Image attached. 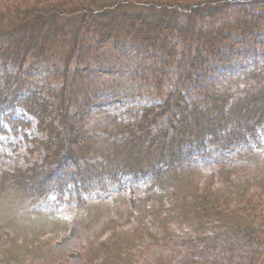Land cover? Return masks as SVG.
<instances>
[{
  "label": "trees",
  "instance_id": "obj_1",
  "mask_svg": "<svg viewBox=\"0 0 264 264\" xmlns=\"http://www.w3.org/2000/svg\"><path fill=\"white\" fill-rule=\"evenodd\" d=\"M242 43L258 57L236 74L230 66ZM121 44L136 49L134 73L163 93L127 121L114 120L116 134L101 146L110 149L94 152L72 123L70 92L90 79L77 69L81 62ZM58 55L57 88L28 81L30 66ZM16 110L36 120L43 139L27 142L37 157L13 171L12 186L70 194L81 208L86 195L123 176L148 179L153 199L171 205L170 220L175 214L188 227L181 238L192 255L220 247L257 263L264 213L256 203L188 184L199 159L256 143L264 130V0H0V126L13 133L28 125L15 124ZM126 237L110 235L90 251L91 262L101 254L99 264H128ZM22 254L2 250L0 264H26Z\"/></svg>",
  "mask_w": 264,
  "mask_h": 264
},
{
  "label": "rangeland",
  "instance_id": "obj_2",
  "mask_svg": "<svg viewBox=\"0 0 264 264\" xmlns=\"http://www.w3.org/2000/svg\"><path fill=\"white\" fill-rule=\"evenodd\" d=\"M247 45L236 47L242 58L230 66L236 74L258 57L254 56L257 51ZM135 50L121 44L104 51L108 53L97 56V60L89 57L77 66L90 79H79L76 89L70 92V117L76 130L83 131L90 140L94 152L105 151L107 147L101 146L111 143L116 123L127 121L141 107L156 105L163 93L134 73ZM61 58L58 55L53 61L30 66L32 79L28 81L34 86L48 82L57 88L59 76L52 73L61 69ZM235 75L223 81L234 79ZM60 80L69 84L71 77L67 80L61 74ZM54 94L48 95L51 101L59 96ZM13 118L15 124L21 121L28 125L14 133L8 123L0 126V251L23 252L26 264H99L103 255H96L99 257L91 262L90 251L110 235L123 234L127 236L123 240L130 241L123 246L128 264H253L249 255L227 248L192 255L183 245L187 238H181L188 227L179 223L175 214L170 220L167 211L171 205L167 198L162 204L153 199L148 179L128 175L115 179L120 182L106 184L104 190L86 195L81 208L70 194L37 196L12 186L13 171L37 157V151L32 155L29 152L36 144L27 142L43 139L35 119L20 110L15 111ZM95 160L100 163L98 157ZM190 180L189 186L221 192L232 201L242 196L244 201L252 199L264 213V130L257 132L256 143L236 145L223 154L199 159ZM180 191L174 190L173 195ZM256 264H264V249Z\"/></svg>",
  "mask_w": 264,
  "mask_h": 264
}]
</instances>
